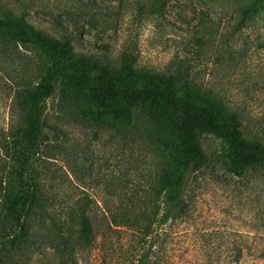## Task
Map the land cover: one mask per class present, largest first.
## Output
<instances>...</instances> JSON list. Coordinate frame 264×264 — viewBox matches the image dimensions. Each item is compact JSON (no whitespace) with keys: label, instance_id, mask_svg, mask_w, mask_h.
I'll return each instance as SVG.
<instances>
[{"label":"rangeland","instance_id":"374dc122","mask_svg":"<svg viewBox=\"0 0 264 264\" xmlns=\"http://www.w3.org/2000/svg\"><path fill=\"white\" fill-rule=\"evenodd\" d=\"M246 2L170 0L157 9L150 0H0V14L70 38L76 55L111 68L130 53L135 69L195 87L235 112L245 136L264 141V11L242 19ZM47 65L35 48L0 37V186L14 164L11 133L22 122L16 94ZM42 110V142L29 158L42 195L27 223L36 247L11 264H62L73 254L76 264H99L109 244L125 238L130 219L155 212L167 158L142 114L129 127L90 122L58 89ZM202 147L205 164L185 176L186 213L158 229V264H264V175L224 173L214 161L218 141L205 137ZM80 214L94 241L72 251L61 237Z\"/></svg>","mask_w":264,"mask_h":264},{"label":"trees","instance_id":"16d2710c","mask_svg":"<svg viewBox=\"0 0 264 264\" xmlns=\"http://www.w3.org/2000/svg\"><path fill=\"white\" fill-rule=\"evenodd\" d=\"M167 1L150 0L157 9ZM263 11L264 0H247L240 9L242 19ZM0 37L35 48L48 62L36 83L16 94L22 122L11 133L14 164L0 186V264H11L36 247L35 232L27 223L36 215L42 195L30 173L29 158L43 138L42 105L56 89L90 122L129 127L134 116L142 114L153 128L154 143L167 158L155 187V212L144 210L130 219L125 238L109 244L99 264H158V229L187 211L185 176L207 160L203 138L218 141L214 161L224 173L264 175V141L245 136L235 112L177 77L135 69L130 53H122L115 68L76 55L70 38L45 36L21 16L0 14ZM71 224L73 231L66 230L61 238L73 242L72 251L87 249L94 241L89 218L74 215ZM74 256L62 264H76Z\"/></svg>","mask_w":264,"mask_h":264}]
</instances>
